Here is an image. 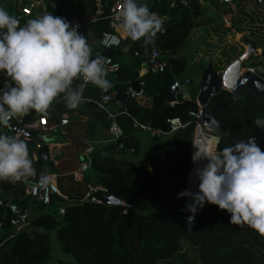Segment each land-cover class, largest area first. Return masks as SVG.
I'll list each match as a JSON object with an SVG mask.
<instances>
[{
    "label": "trees",
    "instance_id": "16d2710c",
    "mask_svg": "<svg viewBox=\"0 0 264 264\" xmlns=\"http://www.w3.org/2000/svg\"><path fill=\"white\" fill-rule=\"evenodd\" d=\"M44 1L52 15L65 19L77 17L84 21L95 14V0ZM115 1H106L107 14ZM206 1L215 6L219 16H230L232 27L254 28L257 37L264 36V6H258V0H239L234 5L222 0ZM260 1L264 3V0ZM53 4L56 10L52 9ZM149 10L168 17L164 33L160 30L155 43L145 47L142 39L133 41L120 29L115 30L122 36L124 45L110 54L119 63L120 69L106 78L112 85L108 91L87 85L83 92L86 102L74 110L65 107L61 95L46 113L29 111L22 117V125L45 118L49 129L59 127L63 118L70 120L63 128L66 144L57 156L56 166L58 186L65 199L55 196L53 204L44 206L26 196V185L36 183L43 171L34 159L38 145L20 138L27 143L37 177L27 182L0 181V200L18 203L21 208L28 209L31 218L26 225L29 224L31 230H21L9 239V217L4 216L7 226L0 232V264H50L53 237L60 244L61 252L68 257L54 264H264V236L247 225H231L229 214L218 206L205 204L198 210L191 225L188 224L187 217L191 213L182 211L188 200L186 197L177 199V194L189 188L192 126L172 134L173 145L163 149V136L149 135L152 155L148 161L149 170L132 160L96 151L90 158L89 170L83 180L76 182L73 179L87 151L82 138H93L100 129L108 131L111 126L108 113L89 100H99L102 95L125 96L133 82L134 72L153 52L166 56L168 67L163 74H147L140 79L144 83L143 90L149 99V106H142L130 98L126 110L117 108L115 99L107 104L108 111L116 115V121L124 132L123 148L134 151L136 155L141 153L142 141L137 134L142 132L135 129L134 120L166 136L170 135V120L180 119L188 123L189 114L198 110L196 99L200 85L193 97L186 100L179 97L175 106L168 103L166 93H161L185 74L189 66L186 58L176 56L185 47L193 29L202 24V6L194 0L189 9L179 6L170 8L167 0H155ZM8 12L16 16L21 24L33 18L23 15L18 7L14 8L11 4ZM108 32L114 30L107 21L94 23L80 31L86 37L93 58L103 52L100 40ZM216 32L224 36L230 30L216 29ZM92 37L97 43L91 41ZM260 42L262 55L257 57L256 65L244 66L245 69L264 66V43ZM2 78L0 87L6 77L2 75ZM78 83L74 81L73 87ZM243 97L245 100L234 105L233 95L225 91L209 103L225 134L218 150L231 146L230 138L234 136L242 140L252 136L264 144V131L252 122L257 117H264V94L253 96L244 93ZM9 124L15 126L17 122L12 119ZM112 147L118 146L115 144ZM173 148H176L175 152ZM198 183L193 184L190 191L196 192ZM95 187L100 189L91 195L96 202L86 200ZM106 197L121 199L131 209L124 211L121 206L101 204ZM61 209L64 215L59 216Z\"/></svg>",
    "mask_w": 264,
    "mask_h": 264
},
{
    "label": "clouds",
    "instance_id": "9594fccd",
    "mask_svg": "<svg viewBox=\"0 0 264 264\" xmlns=\"http://www.w3.org/2000/svg\"><path fill=\"white\" fill-rule=\"evenodd\" d=\"M116 27L133 41L142 39L147 47L155 43L162 25L146 0H121ZM78 29V24L50 13L21 24L0 7V75L6 77L0 87V129L29 111L46 113L61 95L67 109H76L89 83L104 92L112 86L106 79L104 58L92 57ZM74 81H79L75 87ZM252 122L264 131V117ZM192 159L194 163L207 160V164L194 169L197 191L177 194V199L188 198L182 209L191 213L188 224L205 204H212L229 214L231 225H247L264 236V151L256 138L233 139L231 146L211 153L198 150ZM34 177L37 171L27 143L0 134V181L27 182ZM36 186L45 190L50 186L47 170L38 176Z\"/></svg>",
    "mask_w": 264,
    "mask_h": 264
},
{
    "label": "built area",
    "instance_id": "2783aa9c",
    "mask_svg": "<svg viewBox=\"0 0 264 264\" xmlns=\"http://www.w3.org/2000/svg\"><path fill=\"white\" fill-rule=\"evenodd\" d=\"M3 0H0V3ZM107 0H95V14L93 17L81 20L77 17H72L69 19V22L73 25L78 24L80 32L81 30L89 27L90 25L94 23H98L101 21H107L114 32H108L104 33L101 40H100V46L103 50V53H111L113 50L117 48H121L124 45V41L122 36L119 33H116L115 30H119V28L116 27V13L118 12L120 6H121V0H116L113 4V8L110 11L109 14H107ZM170 8L175 7H181L184 9H189L191 7V4L194 0H167ZM199 5H201V0H196ZM155 0H147V6L148 8L150 5H153ZM17 7L19 8L20 12L27 16V17H37L38 15L50 13L46 5H41L39 1L34 0H18ZM52 9L56 10V6L53 4ZM154 13V12H153ZM157 18L161 21V32L164 33V24L168 21V17L162 16L161 14L155 13ZM146 62L140 67V70H138L139 73V85L143 88L144 83L140 82V79L143 78L147 74L152 75H158L163 74L168 67L167 64V58L164 56L161 52H153L152 54L148 55L146 57ZM104 68L106 70V78L111 77V75L116 74L119 69L120 65L119 63L115 62L111 57H108L104 59ZM264 68V66H260ZM245 70H248L250 72H254L255 68H246L243 69V72ZM2 75H0V83L3 82ZM178 81V80H177ZM186 86L190 85V80H186L184 83ZM92 85V84H88ZM127 98H130L132 100H136L139 102V100L142 97H139L135 92H131L130 88L126 94ZM114 100L112 95H102L99 100L92 99L89 100V102L96 104L101 110L105 111L109 115V119L111 120V126L108 130L109 135L111 136L112 142L117 144L119 141H123L125 139L124 132L122 128L119 126V124L116 121V115L110 113L107 109V104ZM197 102V101H196ZM119 107H122V104L118 103ZM172 106H175V103H172ZM198 110L195 112H191L189 114L190 121L188 123L182 122L180 119H173L168 122L170 126V135L176 134L180 132L181 130H185L189 126L193 127V139L190 144V165L191 170L188 176L189 177L192 173H194V169L198 168L199 166H205L207 164V160H200L199 162L194 163L193 162V155L199 150V153L204 152H215L216 146L213 143L214 137L216 136L215 132L209 128L206 127V125L203 122L202 117V108L197 103ZM17 116L14 117L13 120L17 122V125L12 126L8 125L6 128L0 129V134L9 135V136H15L17 139L23 138L19 134H15L14 130L16 126H21L22 129L37 132L41 136H44V133H48L51 129L47 128V120L45 118H41L33 123L22 125V117ZM134 127L137 131L148 134V135H159L163 136L164 134L160 131H153L150 127L140 124L139 122L134 120ZM121 149L123 148V145L119 147ZM61 150L60 146L57 145H51L50 147V156L51 161L54 162V164L57 166V156H59ZM96 152L95 146L91 145L88 147L86 153H85V159L83 164L79 167V169L73 174V179L76 182H81L84 178L85 173L89 170V162L91 156ZM134 153V151H131ZM35 161H38L37 156H34ZM50 177V186L45 190L41 189L38 186H36V183H34L33 187L27 188L26 190V196L33 198L35 201L40 202L44 206H48L51 204L53 198L55 196H59L63 199H65V196L62 195L58 182H57V174L56 173H48ZM188 188V187H187ZM97 191H100L99 188H92L89 192V194L86 196V200L91 199L92 202H96L94 198L91 197V195ZM127 209H131V206H128L124 204ZM7 215L9 217V226L11 228L9 239H13L22 229L23 227L29 222L31 218L30 211L28 209H23L18 203L10 202V201H4L0 200V232L4 230V223L7 226V223L3 219L4 216ZM64 215V210L61 209L59 211V216Z\"/></svg>",
    "mask_w": 264,
    "mask_h": 264
},
{
    "label": "water",
    "instance_id": "95a60500",
    "mask_svg": "<svg viewBox=\"0 0 264 264\" xmlns=\"http://www.w3.org/2000/svg\"><path fill=\"white\" fill-rule=\"evenodd\" d=\"M237 0H223V2L236 3ZM147 2V0H146ZM18 0H12V5L14 8L17 7ZM257 5L260 7L264 6V3L260 0L257 1ZM70 18H67L69 21ZM243 47H246V52L239 59L235 61H229L226 69L222 72L216 71L213 64L202 70L200 79V91L197 97V103L202 108L203 122L207 128L213 130L216 134L213 143L216 146V151H218L219 145L222 142V138L225 137L222 125L215 119L213 111L209 108V103L221 93L227 91L233 95L234 105H238L240 101L245 100L243 97L244 93H249L253 96H258L264 94V68L256 67L254 72H250L244 69V64L251 56L257 55L258 48L261 45L257 44V40L253 37L250 41L246 37H242L239 42ZM111 53L100 54L104 59L110 57ZM139 73L134 72L133 82L130 86V91L135 92L139 97L146 98L147 94L143 88L138 83ZM166 93L168 103H176L178 101V96L186 100L189 98V88L180 81H174L169 87L165 88L161 94ZM113 98L120 104H122L123 109L126 110L127 107V96H113ZM86 101H82L84 104ZM70 120L63 118L61 125L54 130V133H61L64 125ZM15 134L21 135L27 140H31L38 145V150L36 156L38 158V165L44 172L47 170L48 173H56V165L51 161L50 156V146L51 145H65L66 140L57 138L55 136H41L37 132L24 130L21 126H16L14 130ZM233 139L242 140L240 137L234 136L230 138L233 143ZM245 142L247 140H244ZM257 145L264 151V144H261L256 140ZM118 147L123 145V141L117 143ZM176 151V148H173ZM34 183H28L27 188L33 187ZM53 204V200L51 202ZM101 204L105 206H121L125 211L126 206L123 200L114 197H106L101 200ZM4 229L6 225L4 223Z\"/></svg>",
    "mask_w": 264,
    "mask_h": 264
},
{
    "label": "rangeland",
    "instance_id": "374dc122",
    "mask_svg": "<svg viewBox=\"0 0 264 264\" xmlns=\"http://www.w3.org/2000/svg\"><path fill=\"white\" fill-rule=\"evenodd\" d=\"M237 2H239V0H237ZM206 3L208 4V2ZM207 6L209 5L202 7L203 14L206 15L209 14L208 12H210L211 15L214 14L218 15L214 5H212V7L211 6L207 7ZM252 31L253 30L245 31V33H243L244 35H242L240 31H235L228 34V36L227 35L223 36L221 34H212L206 28H201L198 31H194L190 36V38L187 40L185 47L178 55L179 58L182 57L186 58L189 62V66L185 74L179 76L178 81L183 82L186 78L189 77L195 80L196 83H198L199 80L201 79L200 77L201 69H203L204 67H208L210 64L214 65L216 71H224L229 61L231 60L235 61L237 60V57L239 59L243 54H245L246 47H241L240 44H237L242 37H246L247 40L249 41L251 37L255 38L257 40V44L261 45L262 48V43L260 42V40L264 43V36L259 35L258 36L260 38L259 39L255 35V31H253L254 33H252ZM94 41L96 42L97 40L94 39ZM261 48H258L257 55L251 56L250 59L245 62L244 64L245 67L252 66L257 62V60H259L257 57H260L262 55ZM196 85L198 86H192V85L190 86L191 97H193L194 94H196L198 91L199 83ZM57 137L66 140L65 137L61 138L59 133ZM143 152H146V150ZM139 166L142 167L141 162L139 163ZM187 190H190V187ZM192 254L193 252L191 251L190 255ZM60 259L66 260L68 259V257L61 252L60 244L58 243L56 238L53 237L52 261L50 264H54L55 261H58Z\"/></svg>",
    "mask_w": 264,
    "mask_h": 264
},
{
    "label": "crops",
    "instance_id": "0c3cea01",
    "mask_svg": "<svg viewBox=\"0 0 264 264\" xmlns=\"http://www.w3.org/2000/svg\"><path fill=\"white\" fill-rule=\"evenodd\" d=\"M37 1H39V3L41 5L45 4L44 0H37ZM201 2H202L201 3L202 7L206 6V5H209V6L212 7L211 3L206 1V0H201ZM206 2H208V4ZM222 2H223V0H222ZM228 3H231V2H228ZM236 3H237V1H236ZM236 3H231V4L234 5ZM10 4L12 5V0H3L0 3V7H4L6 10L9 11V5ZM209 6H207V7H209ZM208 13L209 14H206V15L204 14L202 24L199 25V26H196L193 29V32L194 31H198L201 28L208 29L210 31V33H212V34H218V32H216L217 28L218 29H222V30L229 29L230 32L228 34H230L231 32L240 31V33H242V35H244L243 33H245V31H250V30L254 31V28H249V27H241L240 29L232 27L233 21L231 20L230 16H219V15H215V14L211 15L210 12H208ZM253 31H252V33H254ZM91 41H94L93 37L91 38ZM239 42L240 41H238L237 44H240ZM241 47H243V46L241 45ZM178 55L176 56V58L179 57ZM139 70H140V68H139ZM201 72H202V69L200 71V77H201ZM220 72H222V71H220ZM186 80H190L191 81L190 85L188 86V88H189V98H190L191 97V95H190V86L191 85L192 86H198V85H196L198 83L200 85V80H199L198 83H196L195 80H193L192 78L188 77L182 83L184 84ZM178 98H179V96H178ZM139 103L142 106H149V99L147 97L146 98L142 97L139 100ZM114 105L117 108H119V105L117 103H115ZM56 128H58V127H56ZM56 128L51 129L48 133H44L45 134L44 136H55V137H57L58 134L54 133V130ZM60 136H61V138L64 137L63 130L61 131ZM137 136L142 141V150H141V153L139 155H136V154H134L132 152H129V151L125 150V149H121L119 147L113 148L112 146H114L115 143L112 142L111 136L109 135L108 131L105 130V129H100L99 132L97 133V135L95 137H93V138H88V137L85 138V137H83L82 138L83 139L82 144L85 146V150L88 149V147L91 144V145L95 146L96 151H101L103 154H105L107 156H111V157L118 158V159H124L125 158V159H128V160H132V161L136 162L138 165L141 162L142 163V167L149 170L150 166H149L148 161H149V159L152 156L150 151H149L150 145H151L150 136L148 134H145V133H139V134H137ZM57 138H59V137H57ZM172 145H173L172 135H166V136L163 135V138H162V149L165 146H172ZM57 146H60V150L63 147V145H57ZM145 150H146V152H143ZM22 230L29 232L31 230V228H30V226L28 224V225L24 226Z\"/></svg>",
    "mask_w": 264,
    "mask_h": 264
},
{
    "label": "bare ground",
    "instance_id": "6f19581e",
    "mask_svg": "<svg viewBox=\"0 0 264 264\" xmlns=\"http://www.w3.org/2000/svg\"><path fill=\"white\" fill-rule=\"evenodd\" d=\"M197 181H198V180L195 178L194 173H192V174L190 175V178H189V184H188V186L191 188V187L193 186V184H194V185L196 184ZM191 185H192V186H191Z\"/></svg>",
    "mask_w": 264,
    "mask_h": 264
}]
</instances>
